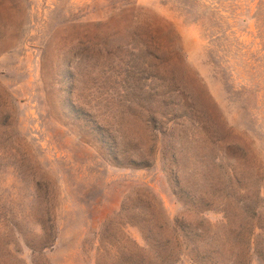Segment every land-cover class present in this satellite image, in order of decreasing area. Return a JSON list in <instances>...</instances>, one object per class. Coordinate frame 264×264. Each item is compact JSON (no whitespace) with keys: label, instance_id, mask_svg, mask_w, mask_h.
<instances>
[{"label":"rangeland","instance_id":"rangeland-1","mask_svg":"<svg viewBox=\"0 0 264 264\" xmlns=\"http://www.w3.org/2000/svg\"><path fill=\"white\" fill-rule=\"evenodd\" d=\"M200 119L252 151L239 173L258 187L264 0H0V264H96L110 236L146 248L138 208L174 220L175 173L192 185L202 157L218 175ZM46 209L53 247L15 261L6 215L37 243Z\"/></svg>","mask_w":264,"mask_h":264},{"label":"trees","instance_id":"trees-1","mask_svg":"<svg viewBox=\"0 0 264 264\" xmlns=\"http://www.w3.org/2000/svg\"><path fill=\"white\" fill-rule=\"evenodd\" d=\"M153 37L155 49H166ZM195 123L204 142L219 151L211 161L218 168V175L212 177L202 157L195 161L192 185H183L180 175L175 173L172 192L182 212L171 220L162 203L156 211L150 207V216L143 214L144 208H138V217L148 226L138 227L146 248L125 235L133 245L131 251H126L117 248L120 243L110 236L105 243L110 248L98 250L96 264H253L255 260L264 264V161L259 165L258 177L263 179L260 185L248 187L239 172L242 167L251 166L252 151L227 144L221 147L222 140L213 131L212 123H206L205 119ZM45 214L49 217L39 223L41 234L35 235L37 243L28 241L14 223L21 222L20 219L14 214L6 215L11 219L6 221L11 239L8 250L15 261L22 262L16 257L21 256L22 247L41 258L53 247L55 221L49 209Z\"/></svg>","mask_w":264,"mask_h":264}]
</instances>
